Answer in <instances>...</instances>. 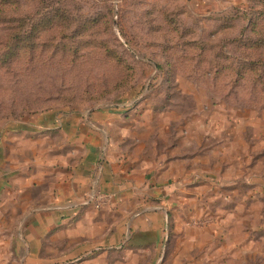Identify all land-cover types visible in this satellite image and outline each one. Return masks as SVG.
<instances>
[{
    "label": "rangeland",
    "instance_id": "1",
    "mask_svg": "<svg viewBox=\"0 0 264 264\" xmlns=\"http://www.w3.org/2000/svg\"><path fill=\"white\" fill-rule=\"evenodd\" d=\"M188 1L0 0V264H264V0Z\"/></svg>",
    "mask_w": 264,
    "mask_h": 264
},
{
    "label": "crops",
    "instance_id": "2",
    "mask_svg": "<svg viewBox=\"0 0 264 264\" xmlns=\"http://www.w3.org/2000/svg\"><path fill=\"white\" fill-rule=\"evenodd\" d=\"M222 2L232 3L234 0H189L188 7L192 12L210 14L215 13L218 10V7L223 5ZM108 113L111 114V111ZM108 117L109 116H106L105 120ZM100 120H104V118L101 117ZM60 126L68 130L67 133L73 135L71 138L72 142L84 144L86 146V150L78 165L74 167L73 171L66 179L63 178L64 181L62 179V184L55 191L54 200L58 205L60 204L63 209H66L65 211L62 210L60 212L58 211L57 213H59V215H69L72 211H76L78 206L89 204L88 200L90 197H92V192H90L89 186L93 169L97 163L105 165L103 178L101 179L100 183L102 191L109 193L110 191H116L117 188H119V196L122 195L121 191L123 189L125 192L124 196H129V192L133 189V187L130 186L127 178H124L120 175L116 176V178H113L112 172H110L109 169V167L113 169L116 167V160L119 158V154L116 152V149H107L108 153H106V155L109 159V165H107L105 162L103 163L99 161L100 153L99 148L97 147L96 136L94 134L82 132L76 136L77 133H74V131L69 128V125L63 124ZM3 184H5V181H3L2 174H0V195L4 186ZM50 220L51 219H49V222Z\"/></svg>",
    "mask_w": 264,
    "mask_h": 264
},
{
    "label": "built area",
    "instance_id": "3",
    "mask_svg": "<svg viewBox=\"0 0 264 264\" xmlns=\"http://www.w3.org/2000/svg\"><path fill=\"white\" fill-rule=\"evenodd\" d=\"M89 202H92V201H94V199H93V195H92V197H90L89 198V200H88Z\"/></svg>",
    "mask_w": 264,
    "mask_h": 264
}]
</instances>
